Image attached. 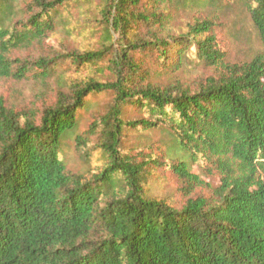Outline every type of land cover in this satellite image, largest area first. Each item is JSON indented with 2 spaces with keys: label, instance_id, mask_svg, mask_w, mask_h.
Masks as SVG:
<instances>
[{
  "label": "trees",
  "instance_id": "1",
  "mask_svg": "<svg viewBox=\"0 0 264 264\" xmlns=\"http://www.w3.org/2000/svg\"><path fill=\"white\" fill-rule=\"evenodd\" d=\"M94 1L0 0V83L66 61L109 73L72 81L38 113L0 98V264H264V0H99L98 49L16 56L73 32L72 8ZM236 7L260 45L247 61H229L213 17L175 29L186 10ZM200 67L215 74L190 81ZM156 131L169 141L144 146ZM69 141L83 173L69 170ZM158 168L181 183L180 204L148 194Z\"/></svg>",
  "mask_w": 264,
  "mask_h": 264
},
{
  "label": "rangeland",
  "instance_id": "2",
  "mask_svg": "<svg viewBox=\"0 0 264 264\" xmlns=\"http://www.w3.org/2000/svg\"><path fill=\"white\" fill-rule=\"evenodd\" d=\"M31 2V0H19L21 7ZM99 0L92 4L74 6L70 14V22L73 32H66L61 29L53 33L41 45L21 51L16 56L20 58L38 59L40 57L53 58L57 55H63L72 51L95 50L101 46L100 36L95 34L99 29ZM213 17L215 20L214 34L217 36L220 46L227 52L230 62H244L251 59L260 47L255 32L249 26L245 14L236 7L235 9L222 10L220 13H214L211 10L189 9L182 13L179 21L175 25L177 31L186 32L187 27L193 24L197 18ZM194 49L189 54L193 55ZM53 74L48 78L38 79L37 76H30L26 80L17 81L6 79L0 83V98H2L9 108L23 112L38 113L45 106L53 104L56 95L60 91H68L70 84L75 80H84L86 78H95L99 81L107 80L109 73L105 70L103 62H99L92 69L90 67L74 69L73 65L67 61L57 65ZM188 74L190 81L193 79H206L215 74V70L206 68H197L196 71ZM90 104L89 111L83 113V119L80 132L86 131L93 118L91 115L103 111L110 102L107 94L92 95L88 98ZM141 138H131L130 145L135 144ZM169 136L162 131L150 133L147 140L142 144L144 146L162 147L169 141ZM68 167L71 172L83 173L86 169L84 163L77 155L73 141H69L66 148ZM98 156L92 160V168L101 163ZM193 172L201 173L202 178L212 185H218V177L208 175L204 169L194 166ZM181 183L176 176L166 168L154 170V177L148 186V194L152 197L166 198L180 204L184 199L181 197L179 189ZM201 190V189H200ZM199 190V191H200ZM202 192H207L203 190Z\"/></svg>",
  "mask_w": 264,
  "mask_h": 264
}]
</instances>
